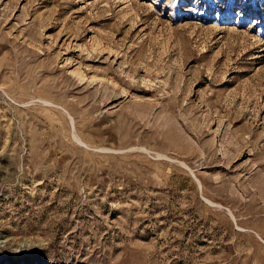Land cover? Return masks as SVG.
<instances>
[{"label":"rangeland","instance_id":"obj_1","mask_svg":"<svg viewBox=\"0 0 264 264\" xmlns=\"http://www.w3.org/2000/svg\"><path fill=\"white\" fill-rule=\"evenodd\" d=\"M0 264H264V0H0Z\"/></svg>","mask_w":264,"mask_h":264}]
</instances>
